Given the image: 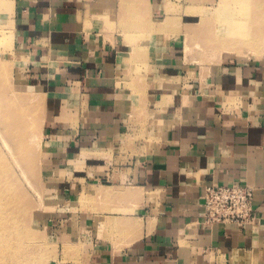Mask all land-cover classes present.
Masks as SVG:
<instances>
[{
  "label": "crops",
  "instance_id": "1",
  "mask_svg": "<svg viewBox=\"0 0 264 264\" xmlns=\"http://www.w3.org/2000/svg\"><path fill=\"white\" fill-rule=\"evenodd\" d=\"M204 1L7 0L44 100L58 210L41 217L85 244L66 264H264V59L187 62ZM236 184L255 190L256 222L206 224L204 189Z\"/></svg>",
  "mask_w": 264,
  "mask_h": 264
},
{
  "label": "rangeland",
  "instance_id": "2",
  "mask_svg": "<svg viewBox=\"0 0 264 264\" xmlns=\"http://www.w3.org/2000/svg\"><path fill=\"white\" fill-rule=\"evenodd\" d=\"M204 2L211 7L203 6L201 21L191 30L187 62L203 69L224 54L264 59V0ZM9 7L7 0H0V261L66 264L81 255L85 244L77 236L69 241L41 217L44 211L58 210L48 205L44 186V100L37 91L31 93L32 84L22 73L25 63L12 52L11 23L3 14ZM6 219L17 226L16 236L3 230L9 228ZM245 264L260 263L249 259Z\"/></svg>",
  "mask_w": 264,
  "mask_h": 264
},
{
  "label": "built area",
  "instance_id": "3",
  "mask_svg": "<svg viewBox=\"0 0 264 264\" xmlns=\"http://www.w3.org/2000/svg\"><path fill=\"white\" fill-rule=\"evenodd\" d=\"M254 200L255 190L250 186H208L200 203L203 220L209 225H253L257 220Z\"/></svg>",
  "mask_w": 264,
  "mask_h": 264
},
{
  "label": "bare ground",
  "instance_id": "4",
  "mask_svg": "<svg viewBox=\"0 0 264 264\" xmlns=\"http://www.w3.org/2000/svg\"><path fill=\"white\" fill-rule=\"evenodd\" d=\"M239 19V18H238ZM237 22L239 21V20H236ZM236 27H234V29H235ZM236 30V29H235ZM241 30H242V28H241ZM240 30V31H241ZM238 32V34H240L241 32ZM236 33V32H235ZM235 35V34H234ZM236 37V36H235ZM232 45V44H231ZM235 47V46H234ZM233 47V48H234ZM224 49H225V47H224ZM227 49H230V47H228ZM226 51V50H225ZM187 52V51H186ZM4 220V218H0V221H3ZM7 220V219H6ZM7 224L9 225V228L8 229H3V230H6L7 232L6 233H9V234H11V237L13 236V234L16 236V232H17V226L13 223V221L12 220H7ZM1 227H2V223L0 224V229H1ZM16 228V229H15ZM0 240H1V235H0ZM10 244H11V242H9ZM10 244H8L9 245V247H11V248H13V246H11ZM17 246H19L18 245V243H15ZM3 253L4 252H2V256H3ZM8 256H9V253H6ZM1 256V255H0ZM10 257V256H9ZM9 263H12L13 264V260H11V258H9L8 260H7ZM5 262H6V259H5ZM0 264H4L3 263V259L0 261Z\"/></svg>",
  "mask_w": 264,
  "mask_h": 264
}]
</instances>
